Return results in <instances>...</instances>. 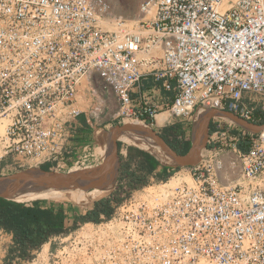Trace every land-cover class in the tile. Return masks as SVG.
<instances>
[{
    "label": "built area",
    "instance_id": "built-area-1",
    "mask_svg": "<svg viewBox=\"0 0 264 264\" xmlns=\"http://www.w3.org/2000/svg\"><path fill=\"white\" fill-rule=\"evenodd\" d=\"M110 9L105 0H0V175L24 163L56 173L98 163L105 116L180 123L179 140L191 138L200 110L264 121V0H138L132 29ZM147 77L174 94L169 106L131 97ZM82 116L89 139L77 132ZM164 167L109 219L51 239L47 264H264V131L214 118L197 164L167 167L158 181ZM43 248L31 264H43Z\"/></svg>",
    "mask_w": 264,
    "mask_h": 264
},
{
    "label": "trees",
    "instance_id": "trees-1",
    "mask_svg": "<svg viewBox=\"0 0 264 264\" xmlns=\"http://www.w3.org/2000/svg\"><path fill=\"white\" fill-rule=\"evenodd\" d=\"M264 125V121L258 123ZM210 131L212 125H210ZM184 133L180 123L168 126L160 136L166 144L179 155H186L191 149L190 139L179 140ZM119 176L115 190L106 197L98 199L85 213L68 202L40 201L18 203L0 197V230L12 236V243L6 251L2 264H25L35 258L44 245L56 236L66 235L80 224L100 223L102 216L109 219L114 207L123 203L134 191L149 183L150 175L158 169L160 163L149 153L133 146L128 147L127 157L119 155ZM244 149V147H242ZM167 167H164V171ZM49 171L48 167L41 168ZM166 171L158 174V181L166 178ZM126 188L125 197L120 190Z\"/></svg>",
    "mask_w": 264,
    "mask_h": 264
},
{
    "label": "water",
    "instance_id": "water-1",
    "mask_svg": "<svg viewBox=\"0 0 264 264\" xmlns=\"http://www.w3.org/2000/svg\"><path fill=\"white\" fill-rule=\"evenodd\" d=\"M214 118L232 122L249 133L257 134L264 131V125L247 122L229 112L207 110L203 116L195 120L191 149L182 156L171 149L155 132L151 135L134 134L128 127L121 124L105 135L104 156L98 163L76 171L77 173H56L44 171L41 168H30L10 175H0V197L24 203L19 199L36 191L85 190L89 192L93 189H101L110 192L119 176L118 144L122 142L149 153L164 166L171 168L193 166L199 162L201 153L206 148L210 120ZM150 143L154 144L153 148L155 146L159 148L158 154L149 150L150 148L143 147V144Z\"/></svg>",
    "mask_w": 264,
    "mask_h": 264
},
{
    "label": "bare ground",
    "instance_id": "bare-ground-1",
    "mask_svg": "<svg viewBox=\"0 0 264 264\" xmlns=\"http://www.w3.org/2000/svg\"><path fill=\"white\" fill-rule=\"evenodd\" d=\"M131 18H127V20H128V22H130V24H134L136 19H131ZM105 22L106 21H104V24H105ZM113 22H114V25L120 26V24L116 23L115 21H113ZM114 25L112 27H110V29H116L117 27ZM204 114L205 113H202V112L198 113L195 120H197L198 117H201ZM158 118L159 117L157 116V121L159 123ZM162 118L163 117H161V119ZM121 124L128 127L134 134H137V133L153 134V132L155 131L152 127L144 124L141 121H137V120L125 119ZM153 146H154V144H151V143L150 144H143L144 148H150L149 150H152L153 152L158 154L159 148L156 146L153 148ZM167 162H168V160H167ZM18 165H19V162H18ZM23 165L26 166L28 169L32 168L31 165H29L28 163H24ZM71 173H77V172L72 171ZM172 184L174 186L176 183L172 180L171 185ZM106 194H108V191L101 190V189H94V190L89 191V192L88 191H81V190L51 191V192L36 191V192L30 193V194L20 198L19 201L27 202V203L33 202L36 200L74 201V202H77L80 204H83V203L87 204L88 202L92 201L93 199L99 198L101 196H105ZM47 248H48V244L44 246L43 253H45L47 251ZM43 253H42V255H43Z\"/></svg>",
    "mask_w": 264,
    "mask_h": 264
},
{
    "label": "crops",
    "instance_id": "crops-1",
    "mask_svg": "<svg viewBox=\"0 0 264 264\" xmlns=\"http://www.w3.org/2000/svg\"><path fill=\"white\" fill-rule=\"evenodd\" d=\"M155 89H159V91L154 92ZM143 94H148V95L151 94V95H154L155 98L156 97L163 98L164 99L163 104L165 106H169L172 103V99L174 96V94L172 92H167V91L161 89L160 84H156V82L153 80L152 77L143 78L140 81L139 85L131 93V97L134 99H137L138 97L142 96ZM205 111H207V110H203L200 112L205 113ZM197 114L198 113L195 114L194 121H193L192 126H191V129H192V134H191V138H190L191 143H192V138H193V134H194L195 119H196ZM167 116H168V114H166V113L158 114V117H159L158 119H159L160 125L163 123V121L166 119ZM161 117H163V118L161 119ZM105 118H106L105 121H107V122L111 121L110 118H108V116H105ZM212 122H213V119L210 120V125H212ZM85 124H86V119L83 116L80 117L77 120V125H78V131L77 132H78V135H80V137H84L85 139H89V136L91 135V130L88 128L86 129ZM111 125H112L111 128H113V127L116 128V127L120 126L121 123L118 120H114V121H111ZM164 128H166V127H164ZM164 128H161V131ZM209 132H210V128H209ZM149 135H151V134H149ZM81 191H85V190H81ZM11 243H12V236L4 232V235L0 237V264L3 263V259L5 257L6 251H7L8 247L11 245Z\"/></svg>",
    "mask_w": 264,
    "mask_h": 264
},
{
    "label": "rangeland",
    "instance_id": "rangeland-1",
    "mask_svg": "<svg viewBox=\"0 0 264 264\" xmlns=\"http://www.w3.org/2000/svg\"><path fill=\"white\" fill-rule=\"evenodd\" d=\"M105 1L110 5V8H111L110 9V13H111L112 17H114L116 19H121L122 18V20H127V18H131V17H132L131 19H137V17H138V0H105ZM127 23L129 25V28L131 27V29H132L134 24H130V22H127ZM200 111H202V110H200ZM200 111H198L196 113H200ZM105 120H106V118L102 119L103 125L99 127L100 135L96 136L97 138L102 139V141H105V138H106L105 135L107 134V132H109V131H111L112 129L115 128V127H113V128H104V125L107 123V121H105ZM154 130H155L154 132L157 135L160 136L161 129H154ZM17 171L18 170H12L9 173H7L6 175H10L11 173L14 174ZM116 186H117V183L113 187V189L110 192H108V194H106L105 196H101L99 198H96V199H94V200H92L90 202L94 203L95 200H98V199H101L103 197L109 196L115 190ZM62 202H68V201H62ZM90 202H88L87 204H84V203L80 204V203L71 201L70 203H72L73 205L79 207L82 210V206H84V205L87 206V205L90 204ZM48 248H49V246H48ZM48 248H47V251L45 253H43V251H42L43 255H41V258H43V260H45L43 262V264H47V259L48 258H47L46 254L48 252ZM25 264H31V263H25Z\"/></svg>",
    "mask_w": 264,
    "mask_h": 264
}]
</instances>
